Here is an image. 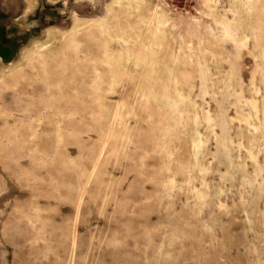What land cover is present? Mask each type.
<instances>
[{
	"label": "rangeland",
	"instance_id": "obj_1",
	"mask_svg": "<svg viewBox=\"0 0 264 264\" xmlns=\"http://www.w3.org/2000/svg\"><path fill=\"white\" fill-rule=\"evenodd\" d=\"M0 264H264V0H0Z\"/></svg>",
	"mask_w": 264,
	"mask_h": 264
}]
</instances>
